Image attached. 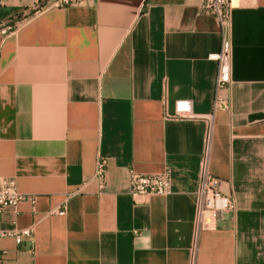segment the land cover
Returning <instances> with one entry per match:
<instances>
[{"label": "crops", "instance_id": "crops-1", "mask_svg": "<svg viewBox=\"0 0 264 264\" xmlns=\"http://www.w3.org/2000/svg\"><path fill=\"white\" fill-rule=\"evenodd\" d=\"M203 2L0 0V180L35 197L0 206V264H190L208 135L236 210L199 233L196 264H264V0H232L214 115L221 34ZM178 99L193 117L170 116ZM130 170H170L171 192L132 196Z\"/></svg>", "mask_w": 264, "mask_h": 264}, {"label": "built area", "instance_id": "built-area-1", "mask_svg": "<svg viewBox=\"0 0 264 264\" xmlns=\"http://www.w3.org/2000/svg\"><path fill=\"white\" fill-rule=\"evenodd\" d=\"M84 0H42L38 9L45 6L66 7L83 3ZM203 10L215 16L220 24L221 46L219 52L212 55L217 61V73L215 78V96L213 101V115L220 109H228L229 101L219 96V92L229 87L232 81V0H204ZM15 23L9 22L2 27L3 33L12 32ZM175 118H191L194 116L192 103L188 99H178L174 104ZM210 138L208 135L206 146L202 153L199 168L198 188L196 191L197 201L194 216L195 239L190 247V264H196L198 254V236L203 230L218 228L219 221L225 214L236 210V199L232 194L224 193L221 189L223 180L215 176L210 169ZM108 160L99 155L97 160L95 177L104 186L106 183V169ZM171 192L170 170L162 173L143 174L130 170V194L134 197L149 196L154 194L166 195ZM29 198L35 202V197L21 194L14 179L0 180V206L1 208L13 205L20 200ZM57 211L52 210L50 214ZM65 214V210L58 212ZM32 237L33 228H25L18 232L17 237Z\"/></svg>", "mask_w": 264, "mask_h": 264}]
</instances>
